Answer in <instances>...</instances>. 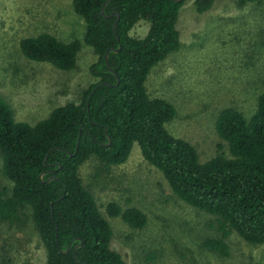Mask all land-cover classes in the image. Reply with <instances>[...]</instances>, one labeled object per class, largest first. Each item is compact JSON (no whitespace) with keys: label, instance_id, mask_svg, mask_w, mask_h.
<instances>
[{"label":"trees","instance_id":"1","mask_svg":"<svg viewBox=\"0 0 264 264\" xmlns=\"http://www.w3.org/2000/svg\"><path fill=\"white\" fill-rule=\"evenodd\" d=\"M185 1L111 0L103 13L106 0H72L76 13L87 23L85 42L98 54L90 66L98 81L80 102L58 106L36 124L18 121L14 109L0 96L2 169L13 183L11 195L7 186L0 187V227L31 207L47 264H129L112 247V225L84 185L80 167L93 156L107 167L125 163L135 143L182 200L219 217L223 236L207 238L205 247L229 256L226 238L232 232L248 243H264V92L249 119L235 107L222 110L216 129L229 144L230 154L218 150L202 162L195 145L166 126L177 115L175 105L153 97L146 86L152 68L180 47L177 22ZM214 2L193 0V7L203 13ZM117 14L120 20L114 31ZM141 19L151 23L144 38L130 33ZM119 46L109 55L120 77L117 83L105 54ZM20 47L31 60L69 70L77 64L82 42H65L44 31L22 38ZM108 135L111 143L106 145ZM106 212L121 216L135 228L148 222L143 210L123 208L117 201L109 202ZM70 244L71 250L63 253Z\"/></svg>","mask_w":264,"mask_h":264},{"label":"rangeland","instance_id":"2","mask_svg":"<svg viewBox=\"0 0 264 264\" xmlns=\"http://www.w3.org/2000/svg\"><path fill=\"white\" fill-rule=\"evenodd\" d=\"M150 27L141 19L130 33L144 38ZM177 28L180 47L152 68L146 86L153 97L175 105L177 115L167 128L193 143L204 162L218 150L230 154L216 129L222 110L235 107L249 119L264 92V1L215 0L198 13L193 0H186ZM86 29L72 0H0V96L18 121L36 124L56 107L80 102L98 81L90 71L98 54L85 42ZM44 31L65 42H82L75 68L58 69L22 53L21 39ZM2 168L0 149V187L7 186L11 195L13 183ZM80 173L112 225V247L129 264H264V243H248L236 232L226 238L229 256L205 247L207 238L223 236L219 217L182 200L137 143L127 162L107 167L93 156ZM111 201L140 208L148 215L147 224L135 228L121 216H109ZM0 264H47L31 207L1 225Z\"/></svg>","mask_w":264,"mask_h":264},{"label":"water","instance_id":"3","mask_svg":"<svg viewBox=\"0 0 264 264\" xmlns=\"http://www.w3.org/2000/svg\"><path fill=\"white\" fill-rule=\"evenodd\" d=\"M176 1H182V0H176ZM110 2H111V0H106V2L103 4V7H102V12H103V13H105V8H106V6H107ZM119 20H120V15L117 14V19H116V21H115V23H114V25H113V30H114V31L116 30V26H117ZM120 47H121V46H119L118 49L109 48V49L107 50L106 54H105V59H106V62H107V64H108L109 68L111 69L112 72H114V73L118 76V77H117V79H118V82H117V83H119V81H120V77H119V75H118V74L112 69L111 64H110V61H109V55H110V52H111V51H114V50H115V51H119V50H120ZM80 137H81V133H80ZM108 137H109V142L106 143V145H109V144L111 143V137H110V135H108ZM78 144H79V142H78ZM45 174H46V172H43V173L40 175V178L43 179L44 176H45ZM54 177H55V176L50 177V178L48 179V181L51 180V179L54 178ZM61 198H62V197H61ZM71 248H72V244H70V245L68 246V248H66V249H62V252H63V253H67V252H69V251L71 250ZM74 255L77 257V250H76V248L74 249Z\"/></svg>","mask_w":264,"mask_h":264}]
</instances>
